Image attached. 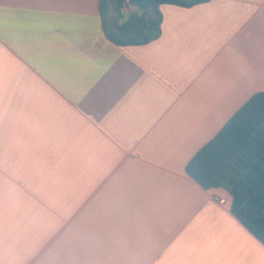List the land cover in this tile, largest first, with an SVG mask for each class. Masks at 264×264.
Masks as SVG:
<instances>
[{
	"label": "crops",
	"instance_id": "1",
	"mask_svg": "<svg viewBox=\"0 0 264 264\" xmlns=\"http://www.w3.org/2000/svg\"><path fill=\"white\" fill-rule=\"evenodd\" d=\"M136 11L0 0V264H264L186 171L264 93V0L164 4L157 39L112 42Z\"/></svg>",
	"mask_w": 264,
	"mask_h": 264
},
{
	"label": "trees",
	"instance_id": "2",
	"mask_svg": "<svg viewBox=\"0 0 264 264\" xmlns=\"http://www.w3.org/2000/svg\"><path fill=\"white\" fill-rule=\"evenodd\" d=\"M206 1L129 0L138 11L106 30L107 36L121 46L149 43L161 33L162 5L191 7ZM186 171L204 189L228 192L231 213L264 245V93L255 94L193 157Z\"/></svg>",
	"mask_w": 264,
	"mask_h": 264
},
{
	"label": "water",
	"instance_id": "3",
	"mask_svg": "<svg viewBox=\"0 0 264 264\" xmlns=\"http://www.w3.org/2000/svg\"><path fill=\"white\" fill-rule=\"evenodd\" d=\"M131 9H132V10H136L137 7H136V6H131Z\"/></svg>",
	"mask_w": 264,
	"mask_h": 264
},
{
	"label": "built area",
	"instance_id": "4",
	"mask_svg": "<svg viewBox=\"0 0 264 264\" xmlns=\"http://www.w3.org/2000/svg\"><path fill=\"white\" fill-rule=\"evenodd\" d=\"M220 202H221V203H225V200L221 199Z\"/></svg>",
	"mask_w": 264,
	"mask_h": 264
}]
</instances>
